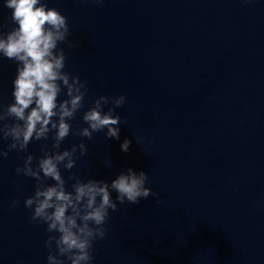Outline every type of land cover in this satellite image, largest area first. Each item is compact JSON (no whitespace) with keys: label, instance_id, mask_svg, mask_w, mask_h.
Wrapping results in <instances>:
<instances>
[{"label":"water","instance_id":"95a60500","mask_svg":"<svg viewBox=\"0 0 264 264\" xmlns=\"http://www.w3.org/2000/svg\"><path fill=\"white\" fill-rule=\"evenodd\" d=\"M46 2L67 17L76 47L61 45L65 71L87 81L86 105L126 96L120 141L84 139L71 173L107 179L131 167L158 193L110 212L93 264H264V0ZM9 16L0 0V24ZM14 75L0 60V104ZM80 142L70 135L62 147ZM24 155L0 159V264H46V225L24 207L35 181L15 174Z\"/></svg>","mask_w":264,"mask_h":264},{"label":"clouds","instance_id":"9594fccd","mask_svg":"<svg viewBox=\"0 0 264 264\" xmlns=\"http://www.w3.org/2000/svg\"><path fill=\"white\" fill-rule=\"evenodd\" d=\"M91 2L102 5L104 0ZM2 3L10 16L0 24V60L11 61L15 75L10 102L0 104V140L7 142L0 159L13 151L25 154L15 174L35 181L24 207L31 213L30 222L46 225V264H93V246L105 237L110 212H116L118 204L137 205L158 197L146 186L147 173L131 167L107 179L83 180L71 173L88 153L84 139L90 141L103 132L107 139L120 141L122 121L116 109L125 104L126 96L100 95L86 105L87 81L65 71L67 56L61 45L76 47L69 40L67 17L46 0ZM81 112L84 126L74 129L71 122ZM70 135L81 142L62 147ZM135 141L142 143L139 138ZM35 143L40 144L39 155L29 152ZM131 144L125 138L120 150L128 153ZM104 163L111 166L107 160ZM64 172L71 175L65 179ZM16 190L20 191L19 185ZM19 203L14 199L9 206Z\"/></svg>","mask_w":264,"mask_h":264}]
</instances>
